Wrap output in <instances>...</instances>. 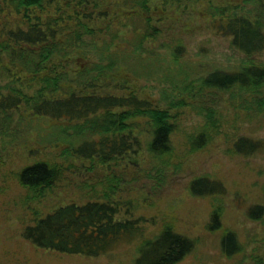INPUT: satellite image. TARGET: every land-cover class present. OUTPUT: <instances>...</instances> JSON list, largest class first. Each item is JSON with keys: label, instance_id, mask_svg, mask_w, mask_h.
<instances>
[{"label": "trees", "instance_id": "obj_1", "mask_svg": "<svg viewBox=\"0 0 264 264\" xmlns=\"http://www.w3.org/2000/svg\"><path fill=\"white\" fill-rule=\"evenodd\" d=\"M184 3L0 0V162L25 124L32 129L44 125L51 133L45 142L41 134L35 142L55 157L23 166L16 173L18 184L40 202L70 171L85 175L72 201L46 212L31 209V223L22 235L34 247L98 258L130 245L137 249L135 264H178L194 251L195 241L177 232L171 221L143 213L142 202L149 198L145 192L123 198L122 186L130 178L159 187L176 164L172 137L178 113L194 103L205 122L190 136L188 149L197 152L209 144L218 112L198 100L204 94L227 93L234 108L248 115L263 113L264 63L216 68L194 81L175 73L167 63L180 66L185 47L168 45L159 57L147 43L162 36L159 23L169 22L172 17L166 15ZM206 5L199 14L231 48L247 58L264 53V15L252 17L244 7L211 0ZM145 54L156 65L153 71L145 72ZM145 78L160 81V97L142 85ZM232 149L242 157L264 153V139L240 136ZM145 155L149 168L140 163ZM189 192L214 197L226 189L220 180L202 176L191 181ZM249 216L262 219L264 206L252 207ZM212 219L210 228L221 230L219 211ZM221 251L227 258L242 253L234 231L223 232ZM256 259L264 264L263 257Z\"/></svg>", "mask_w": 264, "mask_h": 264}, {"label": "rangeland", "instance_id": "obj_2", "mask_svg": "<svg viewBox=\"0 0 264 264\" xmlns=\"http://www.w3.org/2000/svg\"><path fill=\"white\" fill-rule=\"evenodd\" d=\"M208 1L183 0L185 3L181 9L166 15L172 17L169 22L159 23L162 36L156 42L147 43L149 52L160 57L166 53L168 45L184 46L186 55L181 65L167 64L178 70L175 73L182 72L183 77L188 75L189 81L216 68L238 70L248 62L264 63V53L247 58L231 48L225 37L212 31L209 21L199 14L200 10H207ZM211 1L218 6L234 4L244 7L243 11L252 17L264 15V0ZM148 56L145 72L153 71L156 66ZM161 64L167 65L164 61ZM159 83L156 79L145 78L142 85L155 97H160L158 92L163 86ZM164 86L172 89L167 83ZM198 100L208 102L218 112L217 124L212 126L217 129L211 132L209 144L197 152L189 151L190 136L198 134L205 118L196 109L199 104L182 109L176 121L177 131L172 137L178 154L174 163L180 160L181 164L168 168L155 189L149 180L132 182L127 179L122 186V197L132 199L145 192L149 196L147 203L142 202L146 216L158 215L159 220L171 221L177 232L195 241L194 251L178 264H256L258 256L264 258V217L253 219L249 210L256 205L264 206V153L242 157L233 152L232 145L240 136L264 139V112L248 115L234 108L227 93L208 92ZM32 127L25 124L15 143L1 153L0 264H135L137 249L130 245H121L112 253L98 258H87L38 249L23 238L25 226L31 223L32 208L46 212L72 201L76 197V183L85 179L82 172L70 171L66 181L56 186L42 201L33 199L18 184L16 173L34 160L55 156L48 153L50 150H43L42 142H35L40 134L42 140L45 138L44 142L47 140L51 133L49 127ZM31 150L36 153L31 155ZM148 158L146 155L141 158L143 168L152 165ZM202 176L220 180L226 193L214 197L192 196L189 185L193 179ZM215 211L220 213L221 230L210 228ZM226 230L234 231L243 247L242 253L233 258H227L221 251V238Z\"/></svg>", "mask_w": 264, "mask_h": 264}]
</instances>
